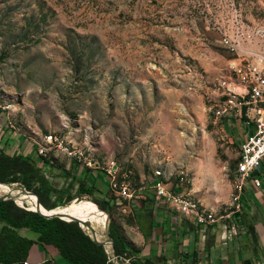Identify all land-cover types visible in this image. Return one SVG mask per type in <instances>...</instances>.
<instances>
[{
  "label": "rangeland",
  "instance_id": "1",
  "mask_svg": "<svg viewBox=\"0 0 264 264\" xmlns=\"http://www.w3.org/2000/svg\"><path fill=\"white\" fill-rule=\"evenodd\" d=\"M242 27L243 45L232 50L225 38ZM261 56L264 0H0V131L34 145L53 134L82 151L79 160L55 146L44 158L94 172L95 198L114 201L111 214L104 227L93 213L78 218L105 235L114 213L154 203L157 171L171 183L185 172L189 199L227 213L239 204L246 127L217 114L232 63ZM110 164L137 189L138 198L120 199L130 212L113 192L109 198ZM120 260L113 264H130Z\"/></svg>",
  "mask_w": 264,
  "mask_h": 264
},
{
  "label": "crops",
  "instance_id": "2",
  "mask_svg": "<svg viewBox=\"0 0 264 264\" xmlns=\"http://www.w3.org/2000/svg\"><path fill=\"white\" fill-rule=\"evenodd\" d=\"M0 144L6 146L10 155H23L38 161L48 184L57 188L53 196L57 204L69 195L78 197L85 193V189L90 191L84 196L108 202L104 198H95L99 188L90 179L93 171L77 164L60 167L48 158L45 163L46 158L38 154L36 145L25 138L18 139L15 134H5L4 130L0 131ZM120 199L116 203L125 212H130V206L123 205ZM242 200L243 209L239 212H235L237 204L232 205V211L223 214L207 209L209 215L214 213L220 220L210 225L198 224L169 206L157 203L156 199L154 203L136 205V213H114L112 220L126 240L141 249L139 257L152 258L156 264H264V186L257 188L250 183ZM113 204L114 201L109 206ZM149 204L153 210L151 215L145 213ZM75 208L82 210L72 207ZM30 232L34 231H20L34 242L26 261L15 264H67L57 249L41 246L36 241L38 233L31 236Z\"/></svg>",
  "mask_w": 264,
  "mask_h": 264
},
{
  "label": "trees",
  "instance_id": "3",
  "mask_svg": "<svg viewBox=\"0 0 264 264\" xmlns=\"http://www.w3.org/2000/svg\"><path fill=\"white\" fill-rule=\"evenodd\" d=\"M44 162L47 163V159ZM13 183H21L27 190L36 193L45 207L40 206L45 210L61 208L59 205H68L90 191L85 189V193L78 197L69 195L62 203L57 204L53 197L57 188L48 184L38 161L23 155H10L6 146L0 144V185ZM30 195L37 201L36 195ZM109 203V200L103 202L90 199L80 204L101 213V210H104L111 214ZM149 206L150 204L147 205L145 213L151 215L153 211ZM103 214L106 217V214ZM0 223L3 224L0 231V264L26 261L34 241L20 233L25 229L38 233L36 241L45 248L51 246L57 249L67 264H113L105 246L93 239L89 234L91 232L86 231L78 220L69 221L58 216L48 218L37 211L20 206L15 199H0ZM110 235L113 238L114 251L119 258L129 260L130 264H156L152 258L139 257L141 249L126 240L114 220L110 221Z\"/></svg>",
  "mask_w": 264,
  "mask_h": 264
},
{
  "label": "built area",
  "instance_id": "4",
  "mask_svg": "<svg viewBox=\"0 0 264 264\" xmlns=\"http://www.w3.org/2000/svg\"><path fill=\"white\" fill-rule=\"evenodd\" d=\"M239 31L241 30L238 29ZM251 36L252 34H249L247 38ZM243 37L244 32L241 35L238 33L236 39L226 37L224 43L230 49L236 50L243 45ZM244 60L236 59L232 63L230 80L221 100V111L217 114L220 120L234 121L236 125L243 122L246 127L237 158L235 179L239 206L235 212L243 209L242 197L249 182L257 188L264 186V56L254 61ZM34 142L37 145L38 154L42 156H47L55 146L79 160L84 156L82 151L69 147L64 140H59L58 136L53 134L46 135L44 142ZM105 174L110 189L116 196L127 201L139 197L136 193L137 189L121 178L118 165L110 164L105 169ZM185 182V172L171 183L157 171L152 186L156 202L169 206L198 224L210 225L220 221L216 219V215L207 214V208L202 202L191 200L184 194Z\"/></svg>",
  "mask_w": 264,
  "mask_h": 264
},
{
  "label": "bare ground",
  "instance_id": "5",
  "mask_svg": "<svg viewBox=\"0 0 264 264\" xmlns=\"http://www.w3.org/2000/svg\"><path fill=\"white\" fill-rule=\"evenodd\" d=\"M159 175H163L162 172H158ZM235 183H236V179H235ZM4 187L6 188V191L5 193H1L0 195H3V194H13V195H16L17 196V201L21 204L22 201H26L29 205H30V209H34V210H37V211H42L44 213H59V212H63L62 214H67V213H71V215H74V216H77V217H80L81 215H83V218H81L82 220H86V218L84 216H86V214L88 213H93V215L96 217V221L97 223L101 226V227H104L105 224H104V219H105V215L97 210H94V209H91L89 207H85V206H82L80 205L79 203H77V201H74L72 203V205H67V206H64L62 208H56V209H53V210H45L43 209L40 205H38V202L30 195V194H27L26 192L25 193H13V190L8 188V186H5V185H1L0 186V189ZM193 200V199H191ZM239 203V201H238ZM239 205V204H238ZM72 207H78V208H81L83 209L84 212H73L71 211L70 209ZM100 215V216H99ZM101 217V218H100ZM104 224V226H103ZM85 228V227H84ZM85 230L87 231H90L91 233H93V230L90 228H85ZM98 232V233H97ZM96 235L97 237L99 238H105L106 235L103 234L100 230H96ZM107 247L109 248L110 247V244L107 243Z\"/></svg>",
  "mask_w": 264,
  "mask_h": 264
},
{
  "label": "water",
  "instance_id": "6",
  "mask_svg": "<svg viewBox=\"0 0 264 264\" xmlns=\"http://www.w3.org/2000/svg\"><path fill=\"white\" fill-rule=\"evenodd\" d=\"M2 184H4V183H2ZM7 185V184H6ZM23 191H25L27 194H34V195H36L37 196V202H38V205H42L41 204V202H40V200H39V197H38V195L36 194V193H33V192H31V191H29V190H23ZM17 196L16 195H13V194H4V195H1L0 196V199H15ZM75 200H78V198L77 199H75ZM16 201V200H15ZM21 206V205H20ZM43 206V205H42ZM43 207H45V206H43ZM25 208H27V207H25ZM27 209H30V208H27ZM54 209V208H53ZM30 210H34V209H30ZM101 210V209H100ZM34 211H37V210H34ZM103 213H105L106 214V218H108L107 216H108V213L107 212H105L104 210H101ZM37 212H39V213H41L42 215H44V216H46V217H48V218H51V217H55V216H58V217H60V218H62V219H65V220H69V221H71V220H78L79 221V223H80V225L84 228V226H83V224H86V225H89L90 227H91V229L93 230V233L91 234V233H89L90 234V236L93 238V239H95V240H97L98 242H100V243H102L104 246H105V248H106V250H107V252L109 253V256H110V259L112 260V261H114V260H118V261H121L120 259H122V258H119L117 255H116V253H115V251H114V242H113V238L111 237V235H110V220L108 221V229H107V233H106V237L105 238H99V237H97V235H96V227H95V225L93 224V222L92 221H89V222H87V221H82L80 218H78V217H76V216H74V215H71V213H67V214H62V213H44V212H42V211H37ZM85 229V228H84ZM107 243H109L110 244V247L108 248L107 247Z\"/></svg>",
  "mask_w": 264,
  "mask_h": 264
}]
</instances>
